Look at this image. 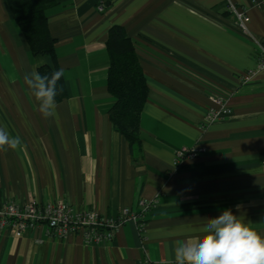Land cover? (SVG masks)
<instances>
[{"label": "crops", "instance_id": "obj_1", "mask_svg": "<svg viewBox=\"0 0 264 264\" xmlns=\"http://www.w3.org/2000/svg\"><path fill=\"white\" fill-rule=\"evenodd\" d=\"M250 17L244 34L226 0H57L48 13L56 60L34 56L7 0H0V126L19 136L0 150V195L14 202H63L117 217L158 200L140 224L111 244L82 236L51 240L45 225L0 233V264H155L202 234L207 219L231 210L264 236V0H229ZM124 28L148 84L141 140L131 147L109 110L108 33ZM63 69L66 98L45 119L24 76ZM248 78V79H247ZM223 96L231 113L205 125ZM205 152L175 165V152Z\"/></svg>", "mask_w": 264, "mask_h": 264}, {"label": "built area", "instance_id": "obj_2", "mask_svg": "<svg viewBox=\"0 0 264 264\" xmlns=\"http://www.w3.org/2000/svg\"><path fill=\"white\" fill-rule=\"evenodd\" d=\"M227 1L228 11L235 17L240 30L248 34L250 17L246 10ZM258 71H264V48L257 55ZM248 79V78H247ZM214 102L220 105L219 110L210 109L205 116L204 124H214L231 113L226 99L214 94ZM205 152L200 145L182 147L175 152V165H180L187 158H195ZM158 205V200H140L134 209L125 208L117 217L100 214L97 210H80L61 201L39 203L37 200L14 202L10 198L0 195V233L13 232L22 236L45 225V235L51 240H64L71 235L82 236L84 244L101 246L111 244L119 228L128 222L140 224V229L146 222L147 216ZM144 264H148L145 262ZM155 264H174V261Z\"/></svg>", "mask_w": 264, "mask_h": 264}, {"label": "trees", "instance_id": "obj_3", "mask_svg": "<svg viewBox=\"0 0 264 264\" xmlns=\"http://www.w3.org/2000/svg\"><path fill=\"white\" fill-rule=\"evenodd\" d=\"M13 17L24 34L34 56L51 57L56 60V41L48 27V13L57 0H7ZM110 58L108 89L114 99L109 118L131 147L140 143V118L148 100V84L143 74L134 42L120 26L110 28L107 40ZM41 66L38 73L51 75L58 70ZM62 88L56 100L67 96L63 76L58 81Z\"/></svg>", "mask_w": 264, "mask_h": 264}, {"label": "clouds", "instance_id": "obj_4", "mask_svg": "<svg viewBox=\"0 0 264 264\" xmlns=\"http://www.w3.org/2000/svg\"><path fill=\"white\" fill-rule=\"evenodd\" d=\"M63 69L49 75L27 73L25 83L37 102L38 111L47 118H57V87ZM22 145L19 136H12L0 126V150H17ZM174 264H264V236L249 223L243 222L229 210L207 219L202 234L195 240H186L176 247Z\"/></svg>", "mask_w": 264, "mask_h": 264}]
</instances>
